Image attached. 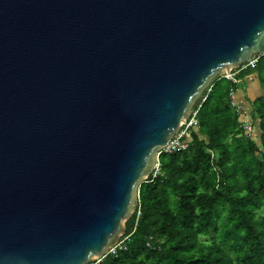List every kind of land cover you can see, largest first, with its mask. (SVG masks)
Instances as JSON below:
<instances>
[{
  "label": "water",
  "instance_id": "obj_1",
  "mask_svg": "<svg viewBox=\"0 0 264 264\" xmlns=\"http://www.w3.org/2000/svg\"><path fill=\"white\" fill-rule=\"evenodd\" d=\"M264 56V0H0V264H93L214 81Z\"/></svg>",
  "mask_w": 264,
  "mask_h": 264
},
{
  "label": "trees",
  "instance_id": "obj_2",
  "mask_svg": "<svg viewBox=\"0 0 264 264\" xmlns=\"http://www.w3.org/2000/svg\"><path fill=\"white\" fill-rule=\"evenodd\" d=\"M253 74L262 90L251 103L257 142L229 99ZM197 122L187 149L160 155L159 173L140 186L125 249L98 264H264V56L235 83L214 81Z\"/></svg>",
  "mask_w": 264,
  "mask_h": 264
},
{
  "label": "built area",
  "instance_id": "obj_3",
  "mask_svg": "<svg viewBox=\"0 0 264 264\" xmlns=\"http://www.w3.org/2000/svg\"><path fill=\"white\" fill-rule=\"evenodd\" d=\"M257 59L252 60L251 62H249L246 65H243L242 67H240V69L238 70H234L231 71L230 74H225L222 78L226 79L230 82L235 83V76L237 74H239L242 71H246L249 68H254L257 62ZM212 90V86L207 90L205 96L200 100V102L198 103V105L194 108L191 116L184 122V124L181 126L180 130L178 131V133L175 135V137L169 142V144L162 150L159 152V155L162 154H173V153H177V152H181V151H185L188 147V142H186L187 139H189L190 137V133L197 129L198 127V122H197V113L199 111V109L201 108V105L205 102L208 94L211 92ZM234 94H235V90H231L230 94H229V99H230V106L233 109H236V111L238 112V114H240V109L237 106V104L234 101ZM242 130L244 132L245 135H250L252 133V128L250 125L248 124H244L242 127ZM160 171V165L158 163L156 170L154 172V174L152 175V177H155L156 174H158ZM138 205V204H137ZM141 215L140 210L136 211V218L138 219ZM128 239V237L124 238L122 241H120L111 251L110 254H115L116 251L118 249H123L124 248V242ZM100 262L97 261L95 264H98Z\"/></svg>",
  "mask_w": 264,
  "mask_h": 264
},
{
  "label": "crops",
  "instance_id": "obj_4",
  "mask_svg": "<svg viewBox=\"0 0 264 264\" xmlns=\"http://www.w3.org/2000/svg\"><path fill=\"white\" fill-rule=\"evenodd\" d=\"M251 79H248L250 78ZM250 77H247L246 79H244L243 81H241L242 83L239 84V86H242V90L240 93V96H236L237 93V88L235 90V94H234V101L237 104V106L239 107V109L241 108L243 111L240 112V114H238V118L240 120L241 124H248L252 127V133L254 132V136L251 139L255 140L258 139L260 136V131L257 128V124L255 123H251V103L257 99H259L262 96V90L259 84V80L258 77L256 75H251ZM238 83V82H237ZM260 92V94H258V96H256L253 101H251L250 99V94L252 91L254 94H257V92ZM244 91L246 92L244 94ZM236 111V109H235ZM236 113H238L236 111ZM251 136V135H250Z\"/></svg>",
  "mask_w": 264,
  "mask_h": 264
},
{
  "label": "rangeland",
  "instance_id": "obj_5",
  "mask_svg": "<svg viewBox=\"0 0 264 264\" xmlns=\"http://www.w3.org/2000/svg\"><path fill=\"white\" fill-rule=\"evenodd\" d=\"M238 75V74H237ZM248 79H251V77L250 78H248ZM242 88V86H238L237 87V93H236V96H240V93H241V89ZM253 92H255V91H252L251 92V94H250V99H251V101H253V99L256 97V96H258V94H260V92H259V90H258V92H257V94H254ZM246 92L244 91V94H245ZM255 100V99H254ZM240 111L242 112L243 110L240 108ZM255 134H254V132L253 133H251V138L252 137H255L254 136ZM255 141L257 142L258 140L257 139H255ZM263 215H264V212L262 213Z\"/></svg>",
  "mask_w": 264,
  "mask_h": 264
},
{
  "label": "clouds",
  "instance_id": "obj_6",
  "mask_svg": "<svg viewBox=\"0 0 264 264\" xmlns=\"http://www.w3.org/2000/svg\"><path fill=\"white\" fill-rule=\"evenodd\" d=\"M243 125H244V124H242L241 127H243ZM251 128H252V127H251ZM250 135H251V134H250ZM250 135H249V137H250ZM137 204H138V203H137ZM126 237H128V236H126V234H125V235L121 238L120 241H122V240H123L124 238H126ZM128 238H129V237H128ZM120 241H119V242H120ZM126 241H127V240H126ZM126 241H125V242H126ZM125 242H124V248H123V249H120V250H124V249H125ZM109 254H110V252H109ZM109 254H108V255H109ZM105 257H106V256H105ZM105 257H104V258H105ZM104 258H103V259H104ZM103 259H100V262H101ZM98 261H99V260H98ZM96 262H97V261H96ZM96 262H94L93 264H95ZM100 262H99V263H100Z\"/></svg>",
  "mask_w": 264,
  "mask_h": 264
}]
</instances>
